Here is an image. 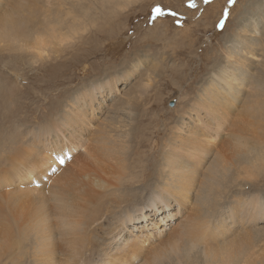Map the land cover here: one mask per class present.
I'll return each mask as SVG.
<instances>
[{"label": "bare ground", "instance_id": "6f19581e", "mask_svg": "<svg viewBox=\"0 0 264 264\" xmlns=\"http://www.w3.org/2000/svg\"><path fill=\"white\" fill-rule=\"evenodd\" d=\"M133 1L0 0V264H264L260 42L229 39L193 96L175 84L167 137L129 88L141 65L97 67Z\"/></svg>", "mask_w": 264, "mask_h": 264}, {"label": "rangeland", "instance_id": "374dc122", "mask_svg": "<svg viewBox=\"0 0 264 264\" xmlns=\"http://www.w3.org/2000/svg\"><path fill=\"white\" fill-rule=\"evenodd\" d=\"M181 1L175 7L176 0L173 2L171 0H134L124 11L119 10V16L114 24L112 22L113 25L104 24L103 34L97 45V49L101 48L102 52L96 59L97 67L98 64L101 67H118L124 61L133 65H141L138 66L135 77L130 80L129 88L136 91L138 95L140 94L137 98L143 97L149 102L148 108H151L153 103L155 104V97L160 98L162 113L168 115V120L162 126L167 137L170 132L173 134L175 127L173 120L176 116L170 112L176 108L179 100L174 99L179 96V88L175 84H179V87H183V84L188 85L191 96L197 93L201 83L204 82L203 79L209 76L208 74L217 64L223 63L222 59H225L226 53L234 49L235 40L229 39L244 41L248 37H255L260 42V48L257 51L259 58L256 55L253 60L258 67L264 63V0H235V3L231 5L229 0H212L218 4L216 17L215 15L208 16V13L212 14L213 11H209L207 8L209 4L203 3L204 0H195L198 4L203 3L202 6L196 4L195 8L187 6L189 0ZM155 2L161 5L160 8L165 13L174 12L177 15L165 14L160 21L157 20L161 16L153 19V6L151 5ZM186 8L192 11L187 12ZM225 9L228 11L226 19L224 18ZM202 15L206 18H202ZM165 16L172 21L169 20L167 23ZM221 19H225L223 29L217 27ZM196 21L200 23L197 24ZM252 21L258 23L260 33L251 31ZM241 23L250 27L248 26L246 30H239ZM152 26L154 31L150 32L152 30L149 28ZM137 29L140 30L139 36L142 35L141 37L135 35ZM72 49L73 47H69L67 51ZM93 61L95 64V60ZM202 64L205 65L204 70L199 72V77L192 82L193 85L190 84L191 76L184 80L177 72V70L186 69L185 74L188 75L194 70L193 68ZM97 71L98 68L93 71L92 75L99 76ZM90 77L91 75L88 78ZM119 86L122 87L123 84ZM158 149L161 150V144ZM263 184L264 182L261 183V187H264ZM126 185L131 187L132 184L126 183Z\"/></svg>", "mask_w": 264, "mask_h": 264}, {"label": "snow or ice", "instance_id": "6c2138e0", "mask_svg": "<svg viewBox=\"0 0 264 264\" xmlns=\"http://www.w3.org/2000/svg\"><path fill=\"white\" fill-rule=\"evenodd\" d=\"M204 3H205V4H210V3H212V0H204ZM234 3H235V0H229V4H230V5H231V4H234ZM187 6L190 7V8H195V7H196V2H195V0H189ZM153 14H154L153 17H152L153 19H154L155 17H157V16H161V15H165V14H169V15H173V16L177 15V14L174 13V12L165 13V12H164L159 6H156V7L153 9ZM227 16H228V11H227V9H225V12H224V18L226 19ZM225 19H221L220 22L218 23L217 27H218L219 29H223ZM61 162H63V161L61 160Z\"/></svg>", "mask_w": 264, "mask_h": 264}]
</instances>
